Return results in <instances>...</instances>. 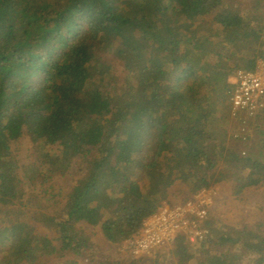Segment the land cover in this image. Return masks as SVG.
Listing matches in <instances>:
<instances>
[{"label": "trees", "instance_id": "1", "mask_svg": "<svg viewBox=\"0 0 264 264\" xmlns=\"http://www.w3.org/2000/svg\"><path fill=\"white\" fill-rule=\"evenodd\" d=\"M255 1L0 0V264H141L126 243L163 207L264 186V126L243 144L230 113L264 64ZM206 227L142 264H264V224Z\"/></svg>", "mask_w": 264, "mask_h": 264}, {"label": "built area", "instance_id": "2", "mask_svg": "<svg viewBox=\"0 0 264 264\" xmlns=\"http://www.w3.org/2000/svg\"><path fill=\"white\" fill-rule=\"evenodd\" d=\"M230 113L238 128L236 139L250 144L259 137L264 126V64L254 73H238ZM216 198V190L202 191L183 205L165 206L151 215L136 238L126 243L131 259L142 264L157 252L173 249L180 237L192 247L203 245L213 236L206 223L215 217Z\"/></svg>", "mask_w": 264, "mask_h": 264}, {"label": "rangeland", "instance_id": "3", "mask_svg": "<svg viewBox=\"0 0 264 264\" xmlns=\"http://www.w3.org/2000/svg\"><path fill=\"white\" fill-rule=\"evenodd\" d=\"M248 4L251 9L255 6V0H240ZM259 65L261 61H258ZM120 67V66H118ZM236 126V125H235ZM237 127V126H236ZM20 146V155L23 160H27L28 148L26 140H21ZM243 147V146H242ZM28 163V161H27ZM68 179L61 180L57 178V185L63 184L66 185ZM217 192V198L213 206L214 216L218 221L224 223L226 227H236L241 228L244 226L253 227L257 224H264V186L258 189H251L244 193V196L241 201H237L234 198H231L230 190L227 185L215 189ZM171 194L174 195L171 199V203L178 204L182 203L183 200L189 195L188 188L181 183H176L171 188ZM98 252L104 253L108 257L114 259L118 258L119 251L117 249H112L108 245H105L100 239H97ZM164 252V251H162ZM157 252L155 255L162 253ZM154 255V257H155ZM56 260H46L37 262L35 264H56ZM88 264V263H81ZM150 264V262H148ZM243 264H250V261H245Z\"/></svg>", "mask_w": 264, "mask_h": 264}]
</instances>
